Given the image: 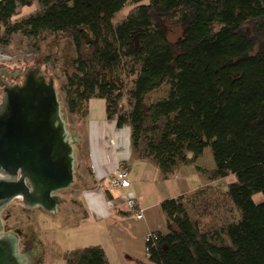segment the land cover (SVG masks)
Returning <instances> with one entry per match:
<instances>
[{
  "label": "trees",
  "instance_id": "16d2710c",
  "mask_svg": "<svg viewBox=\"0 0 264 264\" xmlns=\"http://www.w3.org/2000/svg\"><path fill=\"white\" fill-rule=\"evenodd\" d=\"M32 1L0 0V47L18 34L37 42L71 34L78 56L63 87L69 114L86 118L90 101L102 99L117 128L130 127L132 150L140 154L144 143L140 157L164 176L211 148L215 178H238L229 190L240 219L219 229L195 224L185 196L162 202L168 232H153L150 262L264 264V202L253 199L264 196V0H38L40 12L12 23ZM128 4L135 7L114 25ZM175 10L190 22L173 45L155 18ZM165 86L168 96L147 111V96ZM67 261L109 264L101 247Z\"/></svg>",
  "mask_w": 264,
  "mask_h": 264
},
{
  "label": "rangeland",
  "instance_id": "374dc122",
  "mask_svg": "<svg viewBox=\"0 0 264 264\" xmlns=\"http://www.w3.org/2000/svg\"><path fill=\"white\" fill-rule=\"evenodd\" d=\"M148 4V0L141 3V5ZM134 7L135 5L128 4L117 14L114 25L121 23ZM41 9L39 1L33 0L27 6L19 7L17 15L11 22L22 21L37 14ZM155 20L163 24L169 41L174 45L183 37L185 27L190 22V16L186 12L175 10L172 14L161 15ZM251 26L248 25V30H251ZM77 56V47L73 36L69 33H44V40L38 42L18 34L12 38L9 46L0 47L1 66L21 69L25 72L38 65L54 78L68 128L81 139L80 146L76 149L75 183L71 188L60 193L63 203H61L58 213L52 214L41 208L29 210L25 208L21 198L15 199L1 213L4 232L16 235L19 240V252L28 247L35 249L37 256L33 260V264H69L67 256L98 242L103 244L110 253V260H113L117 257L116 248L120 251L127 247L128 239L125 241V247L121 241L115 240V235L119 233V227L109 230L107 224H97L92 217H88L86 214L88 201L84 191L88 184L93 183L88 137V131L90 133L89 119L99 118L101 114L107 115V109L104 100L95 98L89 103L92 107L89 118L81 119L69 114L63 87L66 84V72H73L72 62ZM130 90L131 87L124 98L126 112H130L134 105V101L129 96ZM168 92L169 87L165 86L161 90L149 94L146 98L145 109L148 111L151 103L167 97ZM2 94L3 91L0 89V102ZM126 127L129 126L122 129ZM144 145L143 143L141 146L140 154ZM140 154L133 155L129 171L136 175V173L144 172L147 168L150 169L148 173L151 174V177L148 175V181L142 185L147 194L148 192L154 194V191H158L166 200L171 194H177L178 191L184 192L180 194H184L187 198L185 204L191 218L202 229H219L240 219V213L231 200L229 190L232 184L238 183V178L234 174L225 178H215L217 166L211 148H207L203 155L196 160L191 158L189 164H179L172 173L165 176L169 181L164 183L152 175L154 169H159L156 162L152 160V162L144 164L136 163ZM100 187L105 194L110 192L113 195L116 205L122 211L129 210L126 203L130 198H136L132 192L113 188L109 178L100 183ZM141 191L143 190L141 189ZM253 199L258 204L264 202V196L261 193H256ZM164 232H168L167 223ZM112 240L115 241V244L118 242L119 246L112 245ZM230 244L232 245L231 241ZM145 245L146 238L143 249L140 250V256L145 253Z\"/></svg>",
  "mask_w": 264,
  "mask_h": 264
},
{
  "label": "water",
  "instance_id": "95a60500",
  "mask_svg": "<svg viewBox=\"0 0 264 264\" xmlns=\"http://www.w3.org/2000/svg\"><path fill=\"white\" fill-rule=\"evenodd\" d=\"M68 128L54 78L31 67L22 85L5 84L0 104V215L15 199L25 208L56 214L60 192L75 183L76 146ZM0 264H27L13 233L1 236Z\"/></svg>",
  "mask_w": 264,
  "mask_h": 264
},
{
  "label": "crops",
  "instance_id": "0c3cea01",
  "mask_svg": "<svg viewBox=\"0 0 264 264\" xmlns=\"http://www.w3.org/2000/svg\"><path fill=\"white\" fill-rule=\"evenodd\" d=\"M91 108V105H89V115L92 113ZM89 122L90 133L88 131V137L91 168L93 170L91 179L93 183L91 185L88 184L84 191L88 201L86 214L88 217H92L97 224H107V229L109 230L113 227H119V233L115 235V240L121 241L124 247L126 239H128V242L126 248L120 249V251L116 248L118 253L113 260H110V253L99 242L94 245L91 244L87 248L101 247L109 264H125V262L126 264H153L150 262L146 252L140 256V250L143 249L145 238L149 233H166L164 232L167 223L166 216L160 209L165 198L158 191H154V194H151V192L147 194V191L144 190L142 185H145L148 181V175L151 177V174L148 173L150 169L147 168L144 172L136 173V175L130 172L131 187L121 189L122 191L132 192L133 196L136 197L140 206L145 210L144 219L138 220L129 210L122 211L119 209L111 193L112 199L109 200L107 194L101 190L100 183L108 178L110 179L119 163H126L129 169L131 168L130 162L135 154L131 147V131L128 129L129 127L122 130L118 129L117 122L110 119L106 114H101L99 118L89 119ZM145 162H152V160L141 157L136 160V163L139 164H144ZM152 175L162 183L169 181L160 169H154ZM180 193L184 192L178 191L177 194H171L168 199L184 196V194ZM111 244L119 246V243L116 242L115 244V241Z\"/></svg>",
  "mask_w": 264,
  "mask_h": 264
},
{
  "label": "built area",
  "instance_id": "2783aa9c",
  "mask_svg": "<svg viewBox=\"0 0 264 264\" xmlns=\"http://www.w3.org/2000/svg\"><path fill=\"white\" fill-rule=\"evenodd\" d=\"M129 166L126 163H119L117 168L115 169L114 173L110 176L111 185L113 188L116 189H127L131 187L130 178V171ZM127 206L132 213V215L138 219L142 220L145 217V211L140 206L138 200L136 198H130L127 201ZM154 235L153 232L149 233L146 237V245H145V252L146 254L149 252L150 248L148 244L152 241Z\"/></svg>",
  "mask_w": 264,
  "mask_h": 264
},
{
  "label": "flooded vegetation",
  "instance_id": "af4514ba",
  "mask_svg": "<svg viewBox=\"0 0 264 264\" xmlns=\"http://www.w3.org/2000/svg\"><path fill=\"white\" fill-rule=\"evenodd\" d=\"M24 73L25 72H23L21 69H11L10 67L0 65V89L3 91V94L1 96L2 99H3V95H4L5 84L22 85L23 79H24ZM2 99H1V102H2ZM1 102H0V104H1ZM77 147H78V145L76 146V149H77ZM60 193H59V195H60ZM62 203H63V200H62ZM5 234H8V233L4 232V227H3V232L1 234V236L5 235ZM10 234H12V233H10ZM18 252H19V240H18ZM19 255L26 257L27 264H33V260L37 256V253L35 252V249L33 247H28L24 251L19 252Z\"/></svg>",
  "mask_w": 264,
  "mask_h": 264
}]
</instances>
